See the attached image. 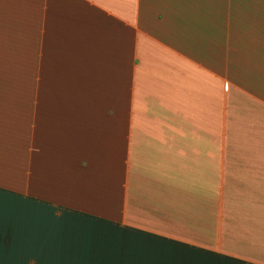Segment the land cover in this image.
<instances>
[{
    "label": "crops",
    "instance_id": "1",
    "mask_svg": "<svg viewBox=\"0 0 264 264\" xmlns=\"http://www.w3.org/2000/svg\"><path fill=\"white\" fill-rule=\"evenodd\" d=\"M0 264H264V0H0Z\"/></svg>",
    "mask_w": 264,
    "mask_h": 264
}]
</instances>
